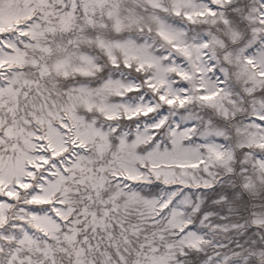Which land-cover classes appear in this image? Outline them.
Here are the masks:
<instances>
[{"label":"snow or ice","instance_id":"1","mask_svg":"<svg viewBox=\"0 0 264 264\" xmlns=\"http://www.w3.org/2000/svg\"><path fill=\"white\" fill-rule=\"evenodd\" d=\"M0 264H264V0H0Z\"/></svg>","mask_w":264,"mask_h":264}]
</instances>
